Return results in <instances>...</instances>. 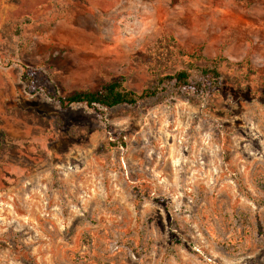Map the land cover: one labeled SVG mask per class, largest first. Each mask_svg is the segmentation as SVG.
Here are the masks:
<instances>
[{"label":"rangeland","instance_id":"rangeland-1","mask_svg":"<svg viewBox=\"0 0 264 264\" xmlns=\"http://www.w3.org/2000/svg\"><path fill=\"white\" fill-rule=\"evenodd\" d=\"M0 264H264V0H0Z\"/></svg>","mask_w":264,"mask_h":264},{"label":"trees","instance_id":"trees-1","mask_svg":"<svg viewBox=\"0 0 264 264\" xmlns=\"http://www.w3.org/2000/svg\"><path fill=\"white\" fill-rule=\"evenodd\" d=\"M197 70L196 79L191 72L181 69L171 75L159 76L155 86L140 91L127 88L124 78L120 76L92 90L69 92L55 95L53 98L63 109L72 104H82L97 114H103L104 110L116 106H137L156 97L168 87L176 92L191 90L194 94H210L220 82V73L216 65L212 63Z\"/></svg>","mask_w":264,"mask_h":264}]
</instances>
